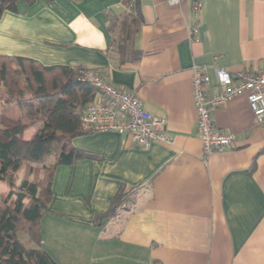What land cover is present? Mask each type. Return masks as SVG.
<instances>
[{"label": "crops", "instance_id": "crops-1", "mask_svg": "<svg viewBox=\"0 0 264 264\" xmlns=\"http://www.w3.org/2000/svg\"><path fill=\"white\" fill-rule=\"evenodd\" d=\"M169 1L140 0L134 61L110 46L111 21L127 11L120 0L19 1L0 17V55L91 70L134 93L172 140L139 147L116 132L71 139L84 156L53 168L38 227L56 264H264V123L244 95L234 96L212 115L234 141L204 159L191 93L193 67L212 87L215 68L264 75V0H201L197 17L194 0ZM2 95L0 115L20 119ZM28 128L32 136L36 126ZM120 192L113 218L91 224Z\"/></svg>", "mask_w": 264, "mask_h": 264}, {"label": "trees", "instance_id": "trees-1", "mask_svg": "<svg viewBox=\"0 0 264 264\" xmlns=\"http://www.w3.org/2000/svg\"><path fill=\"white\" fill-rule=\"evenodd\" d=\"M19 1L28 5L34 2L0 0V17L6 11L16 13ZM120 1L127 11L111 21L110 46L121 60L134 61L140 56L133 47L142 23L140 0ZM80 69L45 67L33 59L0 55L1 100L18 106L22 113L17 120L0 115V182L12 186V174L23 169L17 190L0 193V264H56L40 248L38 227L51 198L53 168L72 165L83 157L84 153L73 148L70 141L92 133L81 122L80 109L92 103L98 92L77 80ZM29 126H36V130L24 140L23 133ZM49 158L54 160L51 166L44 164ZM124 198L125 194L117 193L106 213L94 216L90 223L100 225L113 218Z\"/></svg>", "mask_w": 264, "mask_h": 264}, {"label": "built area", "instance_id": "built-area-1", "mask_svg": "<svg viewBox=\"0 0 264 264\" xmlns=\"http://www.w3.org/2000/svg\"><path fill=\"white\" fill-rule=\"evenodd\" d=\"M169 2L176 5L179 0ZM200 9L201 0H194L192 12L196 17ZM214 76L216 86L212 87L211 79L203 69H192L191 93L204 159L214 152H222L234 141L231 133H222L215 128L212 118L213 112L234 96L244 95L255 121L264 123L263 74L241 71L232 75L223 68H215ZM77 80L90 84L102 99L80 109V120L92 133H124L139 147H147L154 142L172 143L166 133L164 119L148 113L134 93L117 88L84 68L80 69Z\"/></svg>", "mask_w": 264, "mask_h": 264}, {"label": "rangeland", "instance_id": "rangeland-1", "mask_svg": "<svg viewBox=\"0 0 264 264\" xmlns=\"http://www.w3.org/2000/svg\"><path fill=\"white\" fill-rule=\"evenodd\" d=\"M4 113L7 114L8 111H5ZM30 136H31V128H28V129L24 132V139H25V140H28V139L30 138ZM35 167H36V166H35ZM37 167H38V166H37ZM22 173H23V169L20 170L19 172H17L16 174H12L13 185L10 186V187H8V186H6L5 184H3V183L0 182V193H1L2 195H5V194H7V192H8L9 190H17L18 185H19V182H20V180H21V178H22V176H23ZM20 238H21L22 241L25 242V237H24L22 234L20 235Z\"/></svg>", "mask_w": 264, "mask_h": 264}]
</instances>
